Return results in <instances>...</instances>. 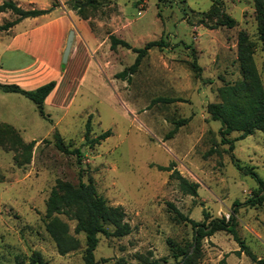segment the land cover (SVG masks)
I'll list each match as a JSON object with an SVG mask.
<instances>
[{
  "label": "rangeland",
  "instance_id": "rangeland-1",
  "mask_svg": "<svg viewBox=\"0 0 264 264\" xmlns=\"http://www.w3.org/2000/svg\"><path fill=\"white\" fill-rule=\"evenodd\" d=\"M14 1L23 8L57 2ZM213 1L61 0L59 7L26 17L13 29L0 27V82L27 87L28 71L45 55L43 45L61 21L70 18L76 46L64 69L60 58L55 73L28 77L31 85L55 81L57 89L43 102L45 116L27 97L0 89V264H38L31 259L33 251L48 264H85V237L75 232L76 219L56 214L78 239V247L63 254L45 228L50 191L79 181L91 184L108 205L119 206L130 226L123 236L98 234L96 264H148L152 259L172 264L177 246L193 253V264H253L235 252L238 243L221 229L203 237L194 251L191 224L176 219L169 202L195 221L204 220V211L208 220L228 218L238 203L237 234L264 258V205H244L257 187L249 171L264 182V130L254 128L240 139V130L231 131L225 135L233 140L230 150L221 140L224 126L207 108L222 101L244 107L252 80L264 92V48L253 0H221L217 10L211 8ZM73 3L81 5L78 14ZM69 9L74 13L66 15ZM14 17L0 11V26ZM228 17L232 26L211 27L217 18ZM109 34L135 47L154 39H162L164 46L151 47L127 77H116L136 53L121 45L111 49ZM17 68L22 69L11 73ZM108 129L109 136L93 141ZM55 132L64 149L56 146ZM30 140H35L32 148L22 150L21 141ZM211 147L218 151L207 153ZM170 162L198 184L197 196L183 193L170 171L157 168Z\"/></svg>",
  "mask_w": 264,
  "mask_h": 264
},
{
  "label": "trees",
  "instance_id": "trees-1",
  "mask_svg": "<svg viewBox=\"0 0 264 264\" xmlns=\"http://www.w3.org/2000/svg\"><path fill=\"white\" fill-rule=\"evenodd\" d=\"M218 3L221 0H214L212 3V9L218 8ZM57 2H52L48 8H23L14 0H3L0 3V11L9 10L15 14L12 20L5 22L0 27L9 28L20 20L26 17H35L48 13L51 9L57 6ZM255 18L257 22L258 37L261 40L262 47L264 48V0H253ZM72 10H76L79 13L81 7L80 4L73 3ZM217 10V9H215ZM77 13V14H78ZM81 16V15H79ZM83 17V16H82ZM85 18V17H84ZM234 20L232 18H217L211 27H217L219 25L232 26ZM110 48L114 49L117 45L131 49L136 53L134 61L131 65L122 69L115 74L116 77L125 78L128 74L135 70L140 64L143 57L147 54V51L153 47L164 46L162 39H154L147 41L142 47L131 46L127 41L122 38H118L114 34H109ZM244 36H241L240 44L244 41ZM192 67L199 70V66L195 60L191 63ZM55 86V81L50 80L46 83L38 85L34 89H24L16 83H2L0 82V89L4 92H13L21 94L30 99L40 115L45 116L43 102L48 93ZM249 92V102L241 107L239 104H233L231 102H212L208 104V111L211 115L219 119L224 128L221 130L222 141L228 143V147L231 150L233 148V140L225 138V135L233 130H240L238 139L245 137L254 128L264 130V92L257 80H252V90ZM160 99V98H158ZM239 105V106H238ZM245 110L246 113L243 111ZM186 119L177 120L174 122V127L168 131L166 137H170ZM90 130L89 117L85 125V135ZM111 134V130H105L93 138V141H100L105 139ZM55 144L58 148L64 149L62 142L55 132ZM22 150L28 152L35 143V140H30L27 143L22 142ZM76 153L80 154V148H76ZM214 147L209 148L207 153L217 152ZM158 169L170 171L169 177L177 180L179 189L192 196H197L198 184L194 181L188 180L182 176L176 168H174L173 162H170L167 166L158 165ZM256 180L257 187L251 191L246 198L244 205H264V182L250 170ZM170 210L174 213V216L178 220L187 221L191 224L193 235L191 246L193 250L199 249L200 241L203 237L211 235L216 230H225L232 234L233 239L238 243L239 248L235 250L236 253H244L253 264H264V258L257 257L255 253L243 242L238 236L236 230V219L234 207L238 203H233V208L228 216L221 218H211L208 220L207 212H203L204 220L195 221L192 218L185 216L181 213L172 203H168ZM65 213L69 217L76 219L75 232L83 231L85 237V247L83 250L82 258L85 264H96L93 257V251L96 248L98 242V234H103L106 237H119L126 235L130 232L129 224L123 220V212L119 206H111L106 203V200L97 195L91 184H86L79 181L77 184L72 185L69 183H60L57 188L52 189L46 201V217L45 228L52 240L55 242L56 248L59 253L63 254L72 249L78 247V239L67 231V225L60 220L56 214ZM207 220V221H206ZM206 221V222H205ZM173 257L175 258L172 264H193V253L190 254L189 250L183 249L179 246L172 248ZM31 259L38 264H48L39 251H33ZM148 264H160L158 260L152 259L148 261Z\"/></svg>",
  "mask_w": 264,
  "mask_h": 264
},
{
  "label": "crops",
  "instance_id": "crops-1",
  "mask_svg": "<svg viewBox=\"0 0 264 264\" xmlns=\"http://www.w3.org/2000/svg\"><path fill=\"white\" fill-rule=\"evenodd\" d=\"M59 1H61V0H57L58 3H59ZM56 7H59V6L57 5L54 8H56ZM38 8H41V7H38ZM68 12L74 13V11H71L69 9V10H67L66 15H67ZM35 17H37V16H35ZM31 18H33V17H31ZM77 18H78V16H77ZM22 20H20L16 24H19ZM16 24L13 25V26H11L10 29H13V27L16 26ZM71 27H72V25H71L70 18L68 20H64V21H61L60 23H58L56 25V28H55L54 32H52L50 34L51 36L47 40L48 42L44 43V45H43L44 46V49H45V55L43 56V58L38 59L36 65L34 67L30 68V70L28 71L29 74H28L27 79H26L27 80L26 83H27L28 86L26 87V86L22 85L21 82H18V81L15 82V83L21 85L22 88H24V89H30V88H34V87L38 86L43 81H40L41 83L40 82H35V83H33L31 85V83L33 81L30 80V78H28V77H30L29 75H31V74H34L35 76H39V74L40 75H44L46 72H48L50 70H52L55 73V70L58 67L59 63H60V58H61L62 50L64 48V44H65V40H66V34H67L68 30ZM88 34L90 35V37L92 36L94 38V35L92 34V32H90V30H89ZM16 38H17V36L14 39H16ZM94 42H95V40H94ZM74 48L76 49V46L74 47V36H73L72 44H71V47H70V51H69L67 60H69L70 58H72L74 56V54H73L74 53L73 52V49ZM48 54L50 55L49 62L46 63L44 61V58H46L48 56ZM21 69L22 68H17L14 71H12L11 73H13L15 71L19 72ZM2 83H8V82H2ZM32 86H34V87H32ZM56 89L57 88H55V90Z\"/></svg>",
  "mask_w": 264,
  "mask_h": 264
},
{
  "label": "water",
  "instance_id": "water-1",
  "mask_svg": "<svg viewBox=\"0 0 264 264\" xmlns=\"http://www.w3.org/2000/svg\"><path fill=\"white\" fill-rule=\"evenodd\" d=\"M73 36H74V30L70 29L68 31L67 36H66L64 48H63L62 54H61V63H60L61 69H64V66H65L69 51H70V47L72 44Z\"/></svg>",
  "mask_w": 264,
  "mask_h": 264
}]
</instances>
